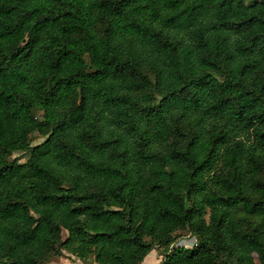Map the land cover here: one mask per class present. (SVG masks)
Returning <instances> with one entry per match:
<instances>
[{"label":"trees","instance_id":"16d2710c","mask_svg":"<svg viewBox=\"0 0 264 264\" xmlns=\"http://www.w3.org/2000/svg\"><path fill=\"white\" fill-rule=\"evenodd\" d=\"M156 247L264 264V0H0V264Z\"/></svg>","mask_w":264,"mask_h":264},{"label":"rangeland","instance_id":"374dc122","mask_svg":"<svg viewBox=\"0 0 264 264\" xmlns=\"http://www.w3.org/2000/svg\"><path fill=\"white\" fill-rule=\"evenodd\" d=\"M39 113H43V110L40 109ZM43 138L40 137L39 134H35L33 137V143H37L42 141ZM29 156V153L24 152H17L13 154L12 158H19L21 162L27 161ZM179 236L176 240V242L173 245V248L177 247H186V248H192L196 244V238H194L192 235H190L186 231H179ZM67 234H64V237H66ZM164 255H161L158 247H156L145 259V261L142 264H163ZM46 264H86L85 261L79 259L77 256L69 253V252H63L61 255L53 256L51 259L46 262ZM90 264H97L95 262H92Z\"/></svg>","mask_w":264,"mask_h":264},{"label":"clouds","instance_id":"9594fccd","mask_svg":"<svg viewBox=\"0 0 264 264\" xmlns=\"http://www.w3.org/2000/svg\"><path fill=\"white\" fill-rule=\"evenodd\" d=\"M119 47H120V48H123L124 45H123V44H119ZM129 50H131V49H129ZM109 58H111V56H110Z\"/></svg>","mask_w":264,"mask_h":264},{"label":"crops","instance_id":"0c3cea01","mask_svg":"<svg viewBox=\"0 0 264 264\" xmlns=\"http://www.w3.org/2000/svg\"><path fill=\"white\" fill-rule=\"evenodd\" d=\"M146 258H147V257H146ZM146 258H145V259H146ZM144 261H145V260H144Z\"/></svg>","mask_w":264,"mask_h":264}]
</instances>
